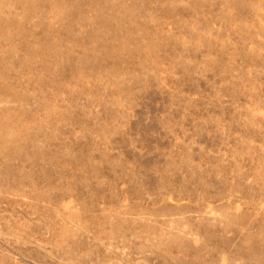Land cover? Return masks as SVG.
I'll return each mask as SVG.
<instances>
[{"label": "rangeland", "instance_id": "rangeland-1", "mask_svg": "<svg viewBox=\"0 0 264 264\" xmlns=\"http://www.w3.org/2000/svg\"><path fill=\"white\" fill-rule=\"evenodd\" d=\"M0 264H264V0H0Z\"/></svg>", "mask_w": 264, "mask_h": 264}]
</instances>
